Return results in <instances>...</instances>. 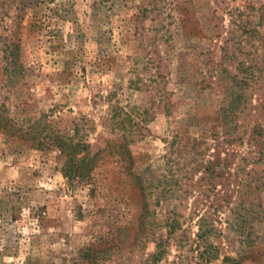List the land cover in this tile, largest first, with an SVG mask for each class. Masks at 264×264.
<instances>
[{
	"label": "rangeland",
	"instance_id": "obj_1",
	"mask_svg": "<svg viewBox=\"0 0 264 264\" xmlns=\"http://www.w3.org/2000/svg\"><path fill=\"white\" fill-rule=\"evenodd\" d=\"M160 94L169 107L152 105ZM1 105L70 136L81 122L104 152L91 182L70 188L58 151L0 135V264H264V162L245 147L254 126L264 139V0H0ZM134 105L151 110L144 137L128 138V171L112 117ZM208 162L230 185L209 180ZM148 169L145 200L133 173Z\"/></svg>",
	"mask_w": 264,
	"mask_h": 264
},
{
	"label": "trees",
	"instance_id": "obj_2",
	"mask_svg": "<svg viewBox=\"0 0 264 264\" xmlns=\"http://www.w3.org/2000/svg\"><path fill=\"white\" fill-rule=\"evenodd\" d=\"M17 45L13 43L4 44L3 54H4V63L2 65V71L8 76L9 78L15 79L18 77V74L21 71V66H19L17 60V53L15 52ZM138 80V79H137ZM234 82L232 84H236L239 87H242L248 80L247 77H243L238 80L235 77ZM136 81L133 79L129 82V88L133 91L139 90V87L136 85ZM150 92V91H149ZM231 101L228 107H223L222 114H224V119H228L229 113L232 112L236 108L243 97L242 94L236 95L233 93L231 96ZM158 101L156 103H152V105H160L162 103L163 106H168L169 103L165 99L164 95H158ZM134 105L133 109H136L137 106ZM151 108H143V109H136L135 115L133 111L123 112L122 115L120 113L114 114L112 117V122H114V126L118 129L123 130L122 134V142L117 147V154L118 159L121 161L123 165L126 166L127 170L131 171L134 166V159L128 149L129 143V136L134 134L136 129L139 133L144 137L142 133L143 130L146 129V125L148 123V117L150 116ZM168 110V109H166ZM43 118H47L46 116H41L37 119H29L26 121H19L10 117L6 107L4 105L0 106V135L9 138V139H17L22 140L24 142L30 143V147L42 151V152H50V151H58L59 156L63 157V164L60 169V173L62 177L65 179L66 184L70 188H75L81 184H89L91 182V175L95 168L98 166L100 161H102L103 150H98L95 153H91L90 148L91 145L85 141L83 137V132L85 131V124H81V122L74 123L73 127V135H67L61 133L58 130L52 129L50 124L47 123ZM135 118V119H134ZM137 119V122L135 121ZM232 121V120H231ZM252 136L250 140L245 142V147L249 150L250 148L255 147L258 145L259 151L256 152L257 157L253 158V162L255 164H259L264 162V139L262 134L259 132L261 128L258 126H254L252 130ZM137 132V131H136ZM126 133V134H125ZM261 139H257V138ZM232 140H228L229 145L242 140V138H232ZM234 140V141H233ZM243 141H241L242 143ZM244 144V143H243ZM251 153V152H250ZM201 166V165H200ZM225 166L228 167V162L225 163ZM149 168V167H148ZM204 172L207 174L209 180L213 178L222 179L223 183L227 181L225 186H228V178L221 173H218L213 166L212 162H208L203 167ZM147 172L149 176L147 177L145 170H142L139 173H133L134 178L136 179V184L142 191L143 199L146 200L148 193V187L150 185V180L153 179V172L151 169H148ZM217 172V173H216ZM150 177V178H149ZM160 182V181H159ZM222 183V184H223ZM237 186L240 185V181L236 182ZM230 185V184H229ZM163 195H161L162 197ZM229 196L226 194L222 196V200H226ZM148 210L142 213L141 216H147ZM204 219L201 218V221ZM174 227L169 225L168 226V236L160 239L156 242V253L153 256L154 261H159L162 255L166 252L168 247L171 245V235L173 234ZM211 233L210 227L202 226L201 223L198 225V233L196 237L201 240L207 239V236ZM206 260L211 259V254L208 253L206 255ZM223 261H231L229 257H224ZM241 259L238 261H234V263L240 264Z\"/></svg>",
	"mask_w": 264,
	"mask_h": 264
}]
</instances>
